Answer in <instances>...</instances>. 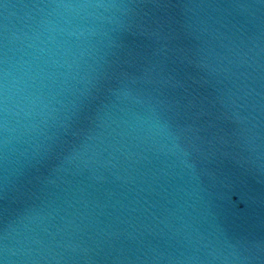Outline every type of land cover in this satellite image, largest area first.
<instances>
[{"label":"water","instance_id":"95a60500","mask_svg":"<svg viewBox=\"0 0 264 264\" xmlns=\"http://www.w3.org/2000/svg\"><path fill=\"white\" fill-rule=\"evenodd\" d=\"M0 261L264 264V2L0 0Z\"/></svg>","mask_w":264,"mask_h":264},{"label":"clouds","instance_id":"9594fccd","mask_svg":"<svg viewBox=\"0 0 264 264\" xmlns=\"http://www.w3.org/2000/svg\"><path fill=\"white\" fill-rule=\"evenodd\" d=\"M57 7L83 9V8H89V7H108V5L67 4V5H58ZM160 129L163 135H167V133L164 131V126H161Z\"/></svg>","mask_w":264,"mask_h":264},{"label":"snow or ice","instance_id":"6c2138e0","mask_svg":"<svg viewBox=\"0 0 264 264\" xmlns=\"http://www.w3.org/2000/svg\"><path fill=\"white\" fill-rule=\"evenodd\" d=\"M262 2H264V0H262ZM0 264H3V261H0Z\"/></svg>","mask_w":264,"mask_h":264}]
</instances>
